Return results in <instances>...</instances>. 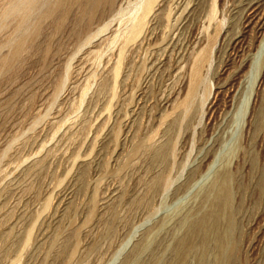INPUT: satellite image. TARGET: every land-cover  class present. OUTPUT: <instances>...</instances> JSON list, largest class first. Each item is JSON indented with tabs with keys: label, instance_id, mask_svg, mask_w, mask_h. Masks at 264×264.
<instances>
[{
	"label": "rangeland",
	"instance_id": "374dc122",
	"mask_svg": "<svg viewBox=\"0 0 264 264\" xmlns=\"http://www.w3.org/2000/svg\"><path fill=\"white\" fill-rule=\"evenodd\" d=\"M127 1L101 8L90 30L70 14L62 33L50 38L47 54L44 21L39 46L21 53V62L12 58L0 68V206L5 201V208L13 206L11 224L28 214L16 228L18 237L34 223L30 251L18 264H63L48 252L57 231L77 232L79 264H176L179 242L218 203L225 249L230 214L236 223L232 240L237 248L228 264H264V184H259L264 177V0H217L212 22L217 38L203 69L208 89L187 115L173 110L172 101L183 96L192 58L205 45L209 0L161 2L145 38L127 45L113 89L118 43L108 39L119 25L112 15ZM106 22L104 32L83 44ZM15 24L7 18L0 39L9 40ZM1 50L0 56H10V43ZM102 79L106 87L97 96ZM150 134L155 144H166L163 163L134 157L139 160L116 174L138 138ZM42 155L43 169L35 177L31 168ZM159 171L166 183L146 206L133 208L130 201ZM30 181L39 184L37 196L21 192ZM225 191L227 203L218 199ZM94 193L95 216L86 224ZM46 198L50 206L42 211ZM111 210L119 218L107 236L103 220ZM206 239L205 251L198 248L184 264L206 258L207 264H219L216 234L208 231ZM193 242L199 247L198 237ZM93 243L99 249L87 253ZM15 245L0 264H11L19 248ZM73 245L71 239L68 249Z\"/></svg>",
	"mask_w": 264,
	"mask_h": 264
},
{
	"label": "bare ground",
	"instance_id": "6f19581e",
	"mask_svg": "<svg viewBox=\"0 0 264 264\" xmlns=\"http://www.w3.org/2000/svg\"><path fill=\"white\" fill-rule=\"evenodd\" d=\"M116 1L117 0H4V2L0 6V32L4 28L5 21L7 18L11 17V18L15 19L16 24L12 30V35L9 38V40L5 41L4 39H0V50L4 45H6V43H10V46L12 48V50L10 51V53H11L10 56H6V55L0 56V68L3 69L7 65H9L7 63L10 62L12 58L14 59V61L18 60L19 62H21V60H22L21 59V53L28 52L30 50V48H32V47L37 48L39 46V43L41 40L38 41V38L41 35H43V32L45 30L44 27L42 26V23L44 21L48 22L46 24H48V30H49L48 34H45L46 36L44 35L46 37V40H47V42L45 44V54H47L51 48L50 47V38L52 36L58 35L60 32L62 33L64 26H65V23H66L70 14H71V17L74 14V17L76 18V20L83 22L85 24L86 28L88 27L87 29H89V27H91V25L94 24L93 23L94 21L96 23V18L99 19L97 17V15H99L98 13L100 12L101 8H103V7L113 8ZM164 1H166V0H133V1L128 0L127 6L125 8L120 6L118 9H116V11H114L115 13L112 15V17L113 18L118 17L119 25L115 29L113 34L110 36V38L108 39V42L111 45L118 43L117 58H116V61L114 60L115 64H114L113 68L111 69V72H113V89L117 83V78L119 77V75L122 71L121 70L122 66L124 65L123 64L124 59H125L124 52H125L127 45L129 43H131V45H132L133 43L141 41L143 38H145V36L147 35L146 31L148 30L149 23L159 17L157 11L159 9L160 3L164 2ZM216 3H217V0H209V8H208L206 15H205L206 23H205V27L203 26L204 31L206 32L205 45L202 46L195 53V55L192 58L190 68H189V72H188V81H187L185 92L180 99L173 98L174 101L171 100L172 102H174L173 110L177 109L179 113H180L179 110H182L181 112L185 115L189 114L191 112V110L193 109V107L198 105V104L195 105L196 97L198 95H200L201 93H202L201 95L203 96V94H205L206 90L208 89V86L206 85V78L204 76L203 69L207 65L210 64L213 44L217 38V33H218L217 25L215 24L214 27L212 26V22H215V19H216ZM103 9H104L103 11H106L105 8H103ZM73 20H74V18H73ZM72 23H73V21H72ZM121 23H122V25H121ZM203 24H204V22H203ZM107 26H108V22L103 23L100 26H97L95 31L92 34H90L89 36H87V38L84 40L83 44L86 42V40L90 39L91 37L96 36V35L104 32L107 29ZM210 26L213 27L212 31H208V28ZM59 36L61 37V35H59ZM58 37H57V39H58ZM57 39H55V40L58 41ZM41 48H43V47H41ZM53 51H54V49H53ZM40 56H42V55H40ZM66 66H68V65H66ZM111 67H112V65H111ZM108 71H109V69H108ZM65 72H67V71H65ZM186 72H187V70H186ZM126 75H127V73H126ZM106 76L107 75H105V77ZM124 77H126V76H124ZM105 87H106L105 79L100 80V82L98 83L97 90H96L97 91L96 95L98 96L99 94H101L104 91ZM82 91H83V89H82ZM200 91H202V92H200ZM85 92L86 91H84V94H85ZM177 93H179V92H177ZM176 96H178V94ZM30 98H31V96H30ZM80 99H82V97ZM79 103H80V101H79ZM196 103H197V101H196ZM175 116H177V115H175ZM85 121H87V120H85ZM85 121H83V122H85ZM50 124H52V123H50ZM67 125H69V124H67ZM173 125H174V123H173ZM70 126H72V124ZM83 126H87V125L83 124ZM82 129H85V127L84 128L82 127ZM78 134H80V133L78 132ZM76 136H78L77 133H74L73 135H71V138L74 139V137H76ZM155 137H156V135H155ZM163 137H164V135H163ZM165 140H167V139H165ZM165 140H164V142H166ZM161 143L162 144H160V145L155 144L154 134H150L144 138H138V140L133 144L132 148L128 152L127 156L126 157L124 156L125 159L122 161L120 167L116 171V174H120V172H122L123 170L132 166V163L134 160L137 159L136 162L139 160L138 158L134 159V157H140L143 155H145L146 157H148V159H150L149 162L151 161L154 164H162L163 161L165 160V153L164 152L166 149L165 148L166 144L163 143L162 141H161ZM40 149H41V147H40ZM168 153H170V152H167V154ZM37 158H39V157H37ZM42 158H44L43 155L40 159H37L34 162L32 168H31L32 175L35 177H37L38 174L43 169V159ZM143 161H144V159H143ZM44 167H45V165H44ZM155 167H157V165ZM161 169H159V170H161ZM24 171H26V170H24ZM83 175H84V171L81 172V179H82ZM148 178H150V179H148V181H146L144 183L142 193L138 196L136 195V197L132 196L133 199L130 201V203H131V206L133 208H141V207L146 206L149 203V200L160 189V187L162 188V185L166 183V179L164 178L163 174L160 173V171H159V173L155 172V174L153 176L148 177ZM223 179H224V175H223ZM37 180H39V179H37ZM82 183H84V180ZM259 184L260 185L264 184V177H260ZM21 190H22L21 191L22 193L33 191L35 193L33 195L37 196L39 194L40 187H39L38 183L34 184V182L31 183V181H30L28 183L26 182V184L22 187ZM10 193L12 194V192H10ZM9 196H11V195H9ZM9 196L5 197V199L8 200ZM20 196H22V194ZM36 196H35V198H36ZM229 196L230 195H229L228 191L227 192L225 191L220 196H218V199L225 200L227 203ZM120 197H122L121 194L119 195V198ZM20 199H19V201H20ZM3 201L4 200H2V202ZM4 203L6 205V201L3 202V204ZM5 205L1 204V206H0V261L9 255L12 247L18 242L19 248H18L17 254H16L15 258L12 259V261H10L11 264H18L20 259H21V256L23 254L27 253L28 250L30 249L34 223L30 224L28 226V228H26V226H25L24 228H26V230L23 229L24 234L22 236L20 235L21 237L20 236L18 237V235H17L18 232H16V228L20 224H23V222L26 220L28 214L26 215L25 213H22L18 217L17 221L14 224H11V220L15 216V210H14L13 206L11 208H5L6 207ZM16 205H14V206L16 207ZM95 205H96V193H94L93 196L91 197V208H90L88 215H87V218L85 220L86 224H90L91 221L94 219ZM218 205H219V203H218ZM218 205L210 213V215L204 217L201 221H199L194 226H192V228L190 230V235L188 238L179 242V249L181 252H180V255L178 257L176 264H184V262L187 260V257L190 255V253L194 254V252L198 248H201L202 252L205 251V246H206V241H207L206 235H207L208 231H211V232L216 234V247L219 250V254H220L219 264H228L233 259V256H234V253H235V250L237 247H236V242L232 240V233L236 228V223L234 222L232 215L230 214V216L227 220L228 221L227 234L229 236V240H227L228 246L225 249L224 248V241H223L224 235L222 233L220 234L219 225L217 224V220H218V216H219V207L221 206V205H219V207H218ZM49 206H50V199L46 198L43 202L41 210L45 211L49 208ZM65 208H67V207H65ZM132 210H134V209H132ZM64 212H65V210H64ZM39 214H40V212H37V216ZM128 215H130V213ZM108 216H107L108 219L106 221H105V219L104 220L102 219L104 221V224H105L103 234L110 236L114 231L115 225L117 224L116 223L117 219L119 217L117 218V216L115 215V212L112 210L109 212ZM120 219H121V217H120ZM120 219H119V221H120ZM126 219H127V217H126ZM28 221H29V219H28ZM57 223H55V226ZM101 231H102V229H101ZM223 231H224V229H223ZM20 232H22V231H20ZM93 235H94V233H93ZM194 237H198L200 239L199 247L196 245L198 243L195 244L193 242ZM71 239L74 240V245L71 249H68V243ZM108 239H110V237ZM197 241H199V240H197ZM136 247H137V245H136ZM96 249H99V248H96V243H93L91 246H89L87 248L86 252L89 253V252H92ZM41 250H42V248H41ZM48 252H49V254H52L51 255L52 257L53 256L55 257L54 259H56V257L61 258L63 260V264H79L80 263L79 259L81 258V255H80V245H79L77 232H75V231H57V232H55L54 235L52 236L50 248H49ZM134 252H135V250H134ZM42 255H41V259L43 258ZM30 256H31V254H30ZM190 259L191 258H189L188 260H190ZM206 259H200L198 261V264H207ZM212 264H213V262H212Z\"/></svg>",
	"mask_w": 264,
	"mask_h": 264
}]
</instances>
